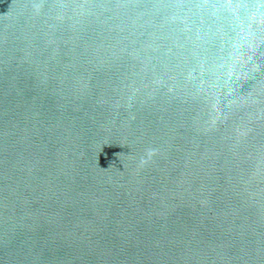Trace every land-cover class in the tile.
<instances>
[{"label": "water", "instance_id": "1", "mask_svg": "<svg viewBox=\"0 0 264 264\" xmlns=\"http://www.w3.org/2000/svg\"><path fill=\"white\" fill-rule=\"evenodd\" d=\"M0 264H264V0H0Z\"/></svg>", "mask_w": 264, "mask_h": 264}]
</instances>
